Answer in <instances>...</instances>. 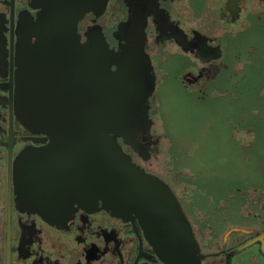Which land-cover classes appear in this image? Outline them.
<instances>
[{"label": "flooded vegetation", "instance_id": "flooded-vegetation-1", "mask_svg": "<svg viewBox=\"0 0 264 264\" xmlns=\"http://www.w3.org/2000/svg\"><path fill=\"white\" fill-rule=\"evenodd\" d=\"M100 1L0 0V264H186L160 254L138 213L107 207L85 178L62 168L61 155L46 152L54 143L46 120L58 112L49 103L67 101L69 65L41 41L39 18L47 2L85 4L90 9L76 19L78 40L98 32L117 49V24L139 6L146 14L144 49L153 72L154 56L184 55L181 78L196 82L220 72L226 36L247 23V13L264 14L257 6L264 0H106L97 14ZM111 8L115 19L109 27L102 18ZM137 135L144 155L118 140L134 162L177 195L199 246V264H264L263 209L246 212L260 217L259 223L231 224L214 234L207 214L190 213L164 165L154 161L163 148L162 130L150 126Z\"/></svg>", "mask_w": 264, "mask_h": 264}, {"label": "water", "instance_id": "water-1", "mask_svg": "<svg viewBox=\"0 0 264 264\" xmlns=\"http://www.w3.org/2000/svg\"><path fill=\"white\" fill-rule=\"evenodd\" d=\"M105 1H100L97 14ZM81 4L47 2L39 18L41 41L58 50L55 57H67L69 65L67 101L49 103L58 112L46 120L54 140L46 152L61 155L62 168L85 178L107 207L138 213L162 256L199 264V246L177 195L164 179L134 162L118 140L121 136L143 154L137 133L153 122L148 110L155 73L144 49L146 14L139 6L131 8L117 24L122 41L115 49L98 32L84 42L78 40L76 19L90 9Z\"/></svg>", "mask_w": 264, "mask_h": 264}, {"label": "rangeland", "instance_id": "rangeland-1", "mask_svg": "<svg viewBox=\"0 0 264 264\" xmlns=\"http://www.w3.org/2000/svg\"><path fill=\"white\" fill-rule=\"evenodd\" d=\"M247 14V23L225 37L224 65L209 80L183 81L184 55L153 58L149 114L151 128L164 136L154 161L189 212L207 214L214 234L259 223L250 209L264 213V14ZM114 17L111 8L102 21L110 27Z\"/></svg>", "mask_w": 264, "mask_h": 264}]
</instances>
